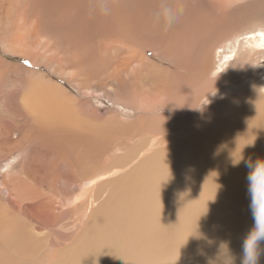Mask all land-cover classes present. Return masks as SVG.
Segmentation results:
<instances>
[{
  "label": "bare ground",
  "instance_id": "6f19581e",
  "mask_svg": "<svg viewBox=\"0 0 264 264\" xmlns=\"http://www.w3.org/2000/svg\"><path fill=\"white\" fill-rule=\"evenodd\" d=\"M220 3L0 0V170L12 162L1 203L15 208L17 201L44 197L32 187L21 190L33 183L15 177L17 167H26L34 184L38 172L40 180L53 174L56 180L66 164L74 166L62 157L93 154L96 147L95 163L75 170L80 182L90 177L85 187L99 175L109 179L122 170L119 180L101 183H116L110 187L116 191L102 202V217L90 236L55 264H164L207 257L222 263L227 248L240 264L242 239L253 226L245 162L264 159V27L223 46L224 29L264 7V0L215 17L211 35L202 26L204 15ZM164 8L178 14L171 26L159 15ZM231 65L236 73L219 77ZM252 74L259 78V99L247 98L248 87L237 86ZM66 82L78 96L64 88ZM95 95L113 105L122 100L121 114L102 117L99 107L83 101ZM139 95L143 102L135 99ZM187 107L189 113L183 111ZM126 147L130 155L112 156ZM134 149L139 153L131 160ZM55 156L61 160L52 162ZM182 203L193 208L187 216L195 215L170 211ZM52 205L42 199L38 208L50 212ZM22 235L10 220H0V264H18L16 256L32 253V239Z\"/></svg>",
  "mask_w": 264,
  "mask_h": 264
},
{
  "label": "rangeland",
  "instance_id": "374dc122",
  "mask_svg": "<svg viewBox=\"0 0 264 264\" xmlns=\"http://www.w3.org/2000/svg\"><path fill=\"white\" fill-rule=\"evenodd\" d=\"M248 1L251 0H220L221 3L219 5H217L214 9H210L204 15V20L202 23L204 30L208 34L212 35L216 24L215 17L223 18L231 10L240 8ZM259 27H264V7L262 6L257 10H255L254 12H251L242 17H237L231 22L227 23L224 29L227 32V34L224 35L225 43L224 45L220 44V46L222 45L225 46V44H227L230 41H233V39H235L236 37H241L240 39L243 40L242 36L244 34H247L248 32L253 31ZM147 54L150 55V51H147ZM10 60L16 63H24L22 62V60H16L13 58H10ZM236 71L237 68L231 65L227 73L219 75V77H223V76L228 77L229 75L236 73ZM250 73H251V69L247 68L246 74H250ZM258 81L259 78L255 74H252L250 81H246L244 84H240L237 86L248 87L243 89V92L246 94L247 98L259 99L260 96H262V94L259 91L260 85ZM232 85L233 84H228L225 87L231 89ZM192 87L193 85L190 86V90L192 89ZM64 88L67 89L71 95L78 96L74 94V92L75 91L77 92V90L73 88V85L70 82H66V84H64ZM196 94H197V88L193 91L192 94L189 95L192 96V98H195L197 96ZM189 95H186V97ZM135 99H137V101L143 102L142 98H140V95L137 96ZM83 101L90 103L92 106L99 107L102 117H106L109 112H112V115L118 116L119 114H121L119 107L124 106V102L122 100H117V104L113 105V102H110L106 97H102L100 95H95L94 97H91V99L85 97L83 98ZM204 104H207V102H204ZM183 111L189 113V107L185 108ZM197 112L205 114L207 111L197 110ZM168 114L170 115L171 113ZM192 118H194V115ZM121 119H127V117L124 116L120 118V120ZM209 119H213V116L210 115ZM209 119L205 118L204 120L208 121ZM124 122L127 124L126 121ZM101 125H104V123L101 122ZM193 126L194 124H192L190 127ZM112 128L113 126L111 124L110 133L112 132ZM184 131L185 133L183 135H186L188 130H184ZM121 134H122L121 132H118L115 137H119ZM115 143L120 145V143L117 142ZM151 143L152 142H149L148 144ZM133 151L135 153L132 154L131 160H133L136 157V155L139 153L135 149ZM96 152H97V148L95 147L94 150L90 152L93 154H89V155L84 154L81 155L82 157L78 156L75 158L65 157V156L62 157L63 159H65L66 162L74 164V166L71 167H68L69 164H66V166H64L65 172H63L62 174L63 175V177H61L62 179L56 177V180H53L52 179L54 175L53 174L50 177V180L49 179L40 180L39 177L41 173L38 172L36 176L39 180L37 179L38 180L37 183L34 184V181L30 180L27 176L28 171L26 167H24V169H21L20 167L16 168L15 177L33 183L31 185L29 184L30 186L28 187L25 186L22 187L21 190H24L25 188L29 189L30 187H32L34 194L36 192L35 195L37 196L44 195L42 199L45 200L51 199L53 205L50 207L52 209L50 212H49V208H43V209L38 208V203L42 199L38 201L37 200L17 201L15 208H12L10 206L1 203L3 200H5L6 197L5 188L2 186V182L4 180L3 178L7 177V172L10 170V168L7 167V165H11L12 162L9 159L7 162L1 165L2 169L0 170V183H1L0 184V199H1L0 220L2 221L10 220L13 224H15L17 232H20L21 235L23 234L22 236H24V238L26 236L32 239V244L30 249L32 253L22 254L21 255L22 257H19V259H17L16 256L14 259L19 261L18 264H25V263L55 264L59 259H61L63 256H66V254H68L73 250L72 246L81 245L83 242H85L88 236H90L91 232L93 231L92 229L94 227L95 220L98 221L102 217V206H101L102 202L105 201L107 198H109V195H111L113 192L116 191V189L111 190L110 188V187L114 188L115 186H117L116 183L113 185H107V184L105 185L104 183L103 184L101 183L108 181L110 179L119 180V176L122 171L120 169H115L114 172H119L120 174L117 175L113 173L114 176L110 175L109 179H106L107 177H109L108 175H99L98 178L96 179L97 181H95L96 183L94 182L92 186L88 185V187H85L83 182L87 181V179H89L90 177L85 175L83 180L80 182L79 181L80 175L77 171L75 172V170L76 169L77 170L80 169L84 171L88 170L89 166L92 163H95L93 161L97 160L96 156L98 157V155L96 154ZM111 153L113 157L119 156L121 154L130 155L129 151L127 152V147L125 149H120L118 154H115L113 151ZM113 157H110L109 154L107 155V159L111 160ZM57 159L61 160L59 156H55L53 157L52 162L53 160L55 161ZM69 178H71L69 181L72 182L68 181ZM192 182L193 179L190 178L188 179L187 184L192 185ZM19 192L22 193L24 196L27 195L25 192L22 191ZM183 204L184 203L171 206L170 211L174 213L182 210L183 212L186 213L187 216V213L193 211V208L188 204L187 205H183ZM92 215L93 217L90 218ZM194 215L195 213H189L187 218ZM1 217H3V219ZM89 227L90 229H88ZM241 231L242 229H239L238 233ZM77 241L78 243H76ZM181 241L182 243H185V240L181 239ZM0 248H2L1 243H0ZM69 248H71V250H69ZM196 249L197 247L195 246L194 248L188 251L194 252ZM164 264H227V260L223 261L222 263H216L212 261L211 258L209 257H207L206 259L178 258V261L175 263H164ZM234 264H238V262L234 261Z\"/></svg>",
  "mask_w": 264,
  "mask_h": 264
},
{
  "label": "clouds",
  "instance_id": "9594fccd",
  "mask_svg": "<svg viewBox=\"0 0 264 264\" xmlns=\"http://www.w3.org/2000/svg\"><path fill=\"white\" fill-rule=\"evenodd\" d=\"M159 15L163 16L166 26H171L178 16L170 8H164ZM245 166L250 169L247 179L252 196L253 226L242 239L240 264H260L264 253V159L245 162ZM225 257L227 264H234L235 257L228 248Z\"/></svg>",
  "mask_w": 264,
  "mask_h": 264
}]
</instances>
